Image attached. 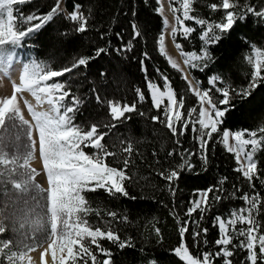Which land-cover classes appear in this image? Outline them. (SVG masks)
<instances>
[{"label":"snow or ice","instance_id":"obj_1","mask_svg":"<svg viewBox=\"0 0 264 264\" xmlns=\"http://www.w3.org/2000/svg\"><path fill=\"white\" fill-rule=\"evenodd\" d=\"M28 2L30 0H0V79L12 80L14 65L20 62L18 49L25 46L27 37L39 32L55 17L63 15L71 21L75 25L76 33L88 31L90 14L81 10L79 0H73L71 11H67V0H54V5L43 14L24 15L14 11V6ZM176 2L179 7H173L172 12H179L181 15L175 16L174 24H170L167 17L163 21L165 29H170L173 40H176L178 34L189 39L197 31L192 25L200 28L201 47L198 51L185 52L181 44L175 45L184 57V64L189 68L200 71L207 68L214 61L211 47L228 38L238 22H246L251 16L264 28V0L212 2L208 4L211 12H222L217 19L194 15L193 6L197 0ZM160 11L163 14L162 8ZM131 28V39L124 48L116 49L117 52L131 51L132 41L141 37L138 24L132 23ZM158 40L160 53L166 55L165 36L160 35ZM242 40L250 47L245 60L252 69L246 86L238 89L225 86L219 75H212L208 80L211 87L202 88L199 81L193 85L187 74L182 76L188 91L197 98L198 109L195 106L185 109V98L182 95L178 97L168 76L159 69L156 71L163 78L162 87L148 79L145 60L140 61L141 70L147 80L151 105L160 113L152 116L151 120L153 123H163L171 135L177 138L174 141L177 147L169 150L167 155L179 156L180 159L169 161L168 167L161 168L157 173L166 182L169 193L174 197L182 173L196 168L191 159L193 156H198L203 170L208 169L210 143L217 133L220 134V142L224 148L235 158L236 167L233 170L250 189L243 191L234 183V190L225 197L226 190L223 186L228 178L222 177L207 188L195 191L194 198L189 201L184 212L186 219L181 221L179 214L172 211L178 223L180 237L178 245L171 249L173 256L178 258L177 264H234L236 249L245 253L240 264H264V221L260 219L264 213V196L255 183L259 181L264 188V172L261 171L257 159V154L264 150V122L251 130L221 129L226 113L235 107L232 104L233 94L246 99L255 89L264 86V46H258L248 37H242ZM107 52V48L98 47L94 56H81L71 65L59 69L34 58L23 62L19 83L12 81V94L0 98V129H3L0 132V184L10 183L12 190L23 198V206L17 209L19 215L14 212L10 217L12 231L18 234L17 238L0 239V264H25L26 261L31 264L29 253L45 244L47 247L41 255L42 262L44 255L50 252L51 264H114L113 252L105 248L100 243L101 240H107L121 250L134 247L131 239L121 238L113 226V222L126 223L127 216L119 217L115 211H105L101 215L100 207L91 205L84 195L86 192L104 190L112 197L119 195L131 200L137 199L130 194L125 183L132 180L128 167L134 151L133 145L127 142V146L122 148V152L128 154L123 160V167L112 166L108 158L117 157L118 153L109 149L105 138L117 126L116 123L101 125L93 122L87 128L76 123L75 114L79 111L82 100L72 93L67 80L54 79L65 77L69 73L77 74V69L86 68L92 59ZM143 55L145 59L149 58L148 53ZM168 62L173 68L179 67L171 57H168ZM101 75L105 73L102 72ZM213 90L220 95L218 101L214 98ZM136 92L138 101L144 102L145 93L141 89ZM24 93L30 94L35 103L24 99ZM18 96L23 100L30 119L25 117ZM95 98L97 103L103 102L99 93ZM107 107L112 121L131 119L127 114L137 111L136 102L108 100ZM140 115L145 113L140 112ZM190 125L198 142V152L183 148L178 139L188 133ZM101 128L108 130L102 131ZM10 130L13 136L6 143L5 134ZM9 147L13 149L12 152L8 151ZM89 148L93 151L85 150ZM37 154L46 177V188L36 182L41 172L31 167ZM13 176L20 178L12 179ZM225 199H238L242 201V205L212 215L213 207ZM93 213L103 226L101 223L94 225L90 222L88 217ZM209 215H212L211 227L217 230V237L213 242L215 251L207 247L209 227L204 222ZM104 216L110 219H104ZM26 228L30 231H21ZM6 230L7 226L0 221V235ZM155 231L157 237H160L159 228ZM37 234L41 237L39 242ZM189 236L191 245L188 244ZM201 247L205 250L194 254L192 249L199 250ZM147 264L158 262L155 258H149Z\"/></svg>","mask_w":264,"mask_h":264},{"label":"trees","instance_id":"obj_2","mask_svg":"<svg viewBox=\"0 0 264 264\" xmlns=\"http://www.w3.org/2000/svg\"><path fill=\"white\" fill-rule=\"evenodd\" d=\"M72 2L73 0H67V11H71ZM167 2L174 18L176 15H181L179 12L175 14L172 12L173 7H179L176 0H167ZM212 2H218V0H197L193 6L195 8L193 14L211 19L219 18L222 12L212 13L208 8V4ZM79 3L82 5L81 10L85 14H90L87 32L76 33L75 25L63 15H59L39 32L26 38L25 46L18 49V59L24 49L32 53L34 59L43 61L54 69H59L71 65L81 56H94L95 49L98 47L108 49L107 54L92 59L86 68L77 69V74L69 73L59 78L67 80L70 88L74 90L72 91L74 95H87L82 99L84 104L76 114L78 124L116 123L117 126L112 128L105 138L109 149L118 153L117 157L108 158L112 166L123 167V160L128 157V154L123 153L122 148L127 146V142L133 145L134 151L128 167V174L132 180L125 181V183L130 194L136 196L137 199L131 200L119 195L112 197L104 190L86 192L84 195L91 205L100 207L101 215L105 211H115L119 217L127 216L128 218L126 223L113 222V226L118 230L121 238L131 239L134 247L121 250L107 240L100 241L105 248L113 252L114 264H147L149 258H155L158 264H177L178 258L173 256L171 249L178 245L180 237L178 223L172 211L179 214L181 221L186 219L184 212L189 201L194 198L195 191L207 188L222 177L228 178L223 186L226 190L225 197L234 190L232 189L234 183L243 191H250V189L243 182L242 177H239V174L233 170L236 167L235 158L224 148L220 142V134L217 133L214 134L213 141L210 143L208 169L203 170L198 156H193L191 159L195 162L196 168L182 173L181 179L177 182L174 197L169 193L165 186L166 182L162 181L157 173L161 168H167L169 161L180 159L179 156L169 157L167 155L169 150L177 147L174 142L177 138L171 135L163 123H153L151 120L152 116L160 115V113L151 105L147 80L141 70L140 61L145 60L148 79L160 84L161 87L163 78L156 69L168 76L178 97L182 95L185 98V109L193 106L198 109V102L197 98L188 91L187 84L182 79L183 75L170 67L157 49L158 37L162 35L164 29L163 20L159 15V6L156 0H79ZM53 5L54 0H30L24 5L14 6V11L24 15L43 14L47 13ZM132 23L139 25L141 37L132 41L131 51L117 52L116 49L124 48L131 39ZM186 23L191 24L192 22ZM192 26L196 27L197 31L189 39H185L182 34H178L175 41L172 38L185 72L192 83L195 85L199 81L200 87L210 88L209 78L212 75H219L224 80L225 86L230 85L237 89L246 86L252 69L245 60L250 47L244 43L242 37H248L258 46H264V28L251 16L246 22H238L228 38L211 47L214 61L200 71L185 65L184 57L175 46L176 43L181 44L185 52L200 49V28L196 25ZM144 53H148L149 58L145 59ZM102 72L105 75L102 76ZM137 89L145 93L144 102L138 101ZM97 93L102 97V103L96 102ZM213 95L218 101L219 93L213 90ZM108 100L122 103L136 102L137 111L127 114L131 119L112 121L108 115ZM232 104L235 107L226 113L221 125L222 130H251L258 128L264 122V86L255 89L246 99L233 94ZM140 112L145 115L141 116ZM161 119L163 120L162 116ZM101 130L107 131L108 129L101 128ZM178 139L183 148L198 152V142L191 131V125L188 133ZM122 141L125 143L122 144ZM85 150L93 151L90 148ZM257 159L261 171L264 172V150L257 154ZM255 183L261 195L264 196V188L260 186L259 181ZM2 188L5 190L7 185L3 184ZM241 205L242 201L238 199H225L224 202L213 207L212 215L227 212L231 207ZM212 215L208 216L204 225L209 227L207 247L215 251L213 242L217 237V230L211 227ZM88 218L94 225L101 223L95 213ZM104 219L110 218L104 216ZM260 219L264 221V213ZM101 226H103L102 223ZM10 228L4 232L5 239L11 238ZM156 228L160 230V237L156 235ZM262 231H264V226H262ZM188 244H192L191 236L188 237ZM204 250L203 247L199 250L192 249L194 254H199ZM235 251L234 264H240L245 253L239 249Z\"/></svg>","mask_w":264,"mask_h":264},{"label":"rangeland","instance_id":"obj_3","mask_svg":"<svg viewBox=\"0 0 264 264\" xmlns=\"http://www.w3.org/2000/svg\"><path fill=\"white\" fill-rule=\"evenodd\" d=\"M156 2H157V0H156ZM157 4L159 6V15H160L161 19L164 21V18L167 17L169 23L174 24L175 18L173 17V15L169 9V4H168L167 0H159V3H157ZM161 8L163 10V14H161V11H160ZM162 35L165 36L166 55H162L160 53V51H159V40H158L157 41V49H158L159 53L163 56V58L169 64L170 67H172V66L168 62V57H171L173 60H175L179 67L178 68L172 67V68L175 69L176 71L180 72L183 75L184 74V68L182 66L181 59H180L179 55L177 54V51H175V48L172 45L170 29L166 30L164 27ZM19 76H20V72H19V70H17L15 72V74L13 75L16 83H19ZM188 79L190 80L189 77H188ZM0 80H2V79H0ZM2 82H3L4 86L7 85L3 80H2ZM6 89H7V87H6ZM25 95L27 96L29 101H31L32 103H35L34 98H32L30 94L25 93ZM85 96L86 95H83L82 97H80V96H78V97L81 99ZM25 117L28 118V114L25 115ZM90 125L91 124L89 123L88 125H84V126L87 128ZM0 132H3V129H0ZM12 136H13V132H12V130H10V132L8 134H5V142L8 143ZM230 142H232V141H230ZM8 151L12 152L13 149L11 147H9ZM31 167H35L39 172H41V175L37 176L36 182L40 183L43 187L46 188L47 187L46 177L43 174L42 162L39 160L38 154H37V158L32 162ZM19 178H20L19 176H13L12 177V179H19ZM5 184L7 185V188H6L7 189V195H5V190L2 188L3 184H0V221H3L4 224L7 226V228L11 227L10 228V237L15 239V238H17L18 234L13 233V231H12V220L10 219V217H12V214L14 212H17V209L19 207L23 206V198H20L18 196V194L14 190H12L10 183H5ZM18 200H19V203H17ZM17 215H19L18 212H17ZM17 227H19L18 224H17ZM21 231H30V230L26 228V229L21 230ZM0 239H5L4 233L2 235H0ZM40 239H41L40 235L37 234V241L39 242ZM46 247H47V245L45 244L43 246L37 247L35 250H33L29 253V255L31 257V264H51L50 252L47 253L46 255H44L43 262L41 261L39 263L37 261V263H36V259H38V258L41 259V255L44 252V248H46ZM46 257H49L50 260L47 261ZM25 264H28V262L26 261Z\"/></svg>","mask_w":264,"mask_h":264},{"label":"bare ground","instance_id":"obj_4","mask_svg":"<svg viewBox=\"0 0 264 264\" xmlns=\"http://www.w3.org/2000/svg\"><path fill=\"white\" fill-rule=\"evenodd\" d=\"M184 74H186L185 71H184ZM6 87H7V89H6ZM11 94H12V88H10L7 85L4 86L2 80H0V98H4V97H7V96H10ZM23 96H24V99L28 100V98H27V96L25 94H23ZM18 100H19V102L21 104V107H23L24 106L23 100H20L19 96H18ZM46 260L47 261L50 260L49 257H46ZM37 261L40 263L41 259L38 258V259H36V263H37Z\"/></svg>","mask_w":264,"mask_h":264}]
</instances>
